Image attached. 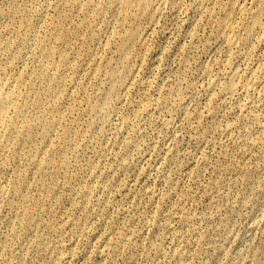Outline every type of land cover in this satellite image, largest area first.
Instances as JSON below:
<instances>
[{"label": "rangeland", "instance_id": "obj_1", "mask_svg": "<svg viewBox=\"0 0 264 264\" xmlns=\"http://www.w3.org/2000/svg\"><path fill=\"white\" fill-rule=\"evenodd\" d=\"M4 97L0 264H264V0H0Z\"/></svg>", "mask_w": 264, "mask_h": 264}, {"label": "bare ground", "instance_id": "obj_2", "mask_svg": "<svg viewBox=\"0 0 264 264\" xmlns=\"http://www.w3.org/2000/svg\"><path fill=\"white\" fill-rule=\"evenodd\" d=\"M141 4L149 5L151 9L159 10L168 0H139ZM11 101L4 97L0 101V137L7 128V124H13V119L8 121ZM16 110V107H15ZM18 110V108H17Z\"/></svg>", "mask_w": 264, "mask_h": 264}]
</instances>
